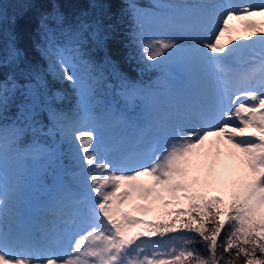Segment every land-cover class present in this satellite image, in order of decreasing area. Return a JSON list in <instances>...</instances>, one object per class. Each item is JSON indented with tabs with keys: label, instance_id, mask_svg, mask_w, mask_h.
Returning a JSON list of instances; mask_svg holds the SVG:
<instances>
[{
	"label": "snow or ice",
	"instance_id": "snow-or-ice-1",
	"mask_svg": "<svg viewBox=\"0 0 264 264\" xmlns=\"http://www.w3.org/2000/svg\"><path fill=\"white\" fill-rule=\"evenodd\" d=\"M180 16L181 23H175L173 15L165 17L169 33L175 35L145 38L143 31L138 35L149 66L179 62L202 77L215 75L223 87L194 100L177 101L171 89L117 78L124 111L110 110L108 116L133 126L143 121L154 141L146 165L124 157L107 159L101 149L103 125L83 127L94 119L92 100L104 78L103 71L92 74V65L88 80L78 72L84 33L92 25L82 24L61 46L57 33L68 36L63 16L42 17L43 53L56 56L61 78L77 91L78 115L70 119L55 107L53 101L63 97H50L43 75L32 70L23 86L27 90L21 91L24 102L9 124L10 97L22 86L13 77L0 82V264H264V26L252 20L264 17V0L259 5L199 0L184 6ZM234 20L245 22L250 35L243 39L251 43H233L231 37L222 43ZM90 36L101 45L99 27ZM14 40L10 35L8 55L0 63L19 67L24 53ZM245 57H259L258 65L237 79L231 63ZM234 88L240 91L233 92ZM236 101L241 102L230 107L229 102ZM232 120L238 123L225 122ZM53 136L59 139L54 141ZM61 141L70 147L77 142L81 165L79 173L65 172L72 179L64 182ZM221 143L231 146L230 155L238 161L230 176L225 175L226 167L217 171ZM156 144H163L159 154ZM9 162L35 168L38 183L51 185L44 206L50 220L63 217L69 229L80 230L67 256L37 246L19 230L15 192L9 190ZM117 169L130 170L118 174ZM214 184L224 198H209L207 191ZM161 208L172 209L166 211L174 217L170 222L150 223L131 214ZM177 232L195 235L168 236ZM201 243L207 255L195 247Z\"/></svg>",
	"mask_w": 264,
	"mask_h": 264
},
{
	"label": "trees",
	"instance_id": "trees-1",
	"mask_svg": "<svg viewBox=\"0 0 264 264\" xmlns=\"http://www.w3.org/2000/svg\"><path fill=\"white\" fill-rule=\"evenodd\" d=\"M151 5L150 0H0V60L8 55L10 35L15 37L13 41L15 46L24 53V62L19 67L11 63H0V82L13 77L22 86L21 90H17L15 95L10 97L7 122L9 124L12 122L19 105L24 102L21 91L27 90L23 86L28 83L27 74L32 70L43 75L50 97L62 93L63 99L53 101L55 107L65 112L70 119H75L78 115L77 91L70 82L61 78L62 72L56 63V56L53 53L47 55L43 53L40 26L42 17L46 15L59 13L63 16L62 27L67 30L68 36L57 33L58 43L61 46L67 44L69 37L74 36L82 24L92 25L84 33L83 38L86 43L81 46L79 58L82 63L78 65V72L88 80V65H92L93 75L103 71L104 78L97 84L94 97H98L104 110L117 113L124 111V105L117 94V78L127 79L138 86H158L162 91L165 90L167 81L164 78L169 77V74L164 68L149 66L151 62L146 60L138 39L142 20L139 19V11ZM97 27H99L100 46L90 36ZM139 122L143 121L138 120L137 123ZM58 139L59 137L53 136L54 141ZM60 146L62 148L60 164L63 166L61 176L64 182L72 179V175L65 177V172L75 174L79 169L77 142H73L70 147L68 143L61 141ZM23 164L25 166L23 175L32 172L37 174L35 168ZM43 188L50 191L51 185L45 183ZM211 197H215L214 194L209 195V198ZM221 197L224 198V195ZM184 206H187V202H184ZM171 210L161 208L152 212L153 223L170 222L174 217L166 215V211ZM173 235L195 234L180 232L168 234V236ZM195 247L202 254L207 255L202 243Z\"/></svg>",
	"mask_w": 264,
	"mask_h": 264
},
{
	"label": "rangeland",
	"instance_id": "rangeland-1",
	"mask_svg": "<svg viewBox=\"0 0 264 264\" xmlns=\"http://www.w3.org/2000/svg\"><path fill=\"white\" fill-rule=\"evenodd\" d=\"M155 9H162V12H157L152 9H144L139 14L140 21V33L143 31L145 38L163 36L165 34L175 35V33H169L168 25L165 17L167 15H173L175 23H181L182 18L180 13L183 11L184 6L198 3L199 0H150ZM230 0H218L219 3L228 4ZM261 0H232L235 4H252L259 5ZM258 25L264 26V17H253ZM245 22L233 21L230 25L232 31L226 34L222 43H227L231 37L233 43H251V41H245L243 38L250 35L248 31L243 27ZM139 33V34H140ZM240 37L236 40V37ZM186 46H190L186 42ZM232 45H229L231 47ZM260 49L257 48V52ZM259 57H245L235 60L231 63V67L237 79H240L250 74L258 65ZM239 65V63H241ZM169 74V77H165L166 89H171L175 95L177 101L194 100L200 95L212 94L223 87L218 81L217 84H212V81L216 79L215 75H209L208 77H202L194 71H189L186 67L182 66L179 62H172L165 66H162ZM164 72V71H163ZM218 75V74H216ZM82 77V75H80ZM85 79L84 77H82ZM87 80V79H85ZM240 89L234 88L233 92L238 93ZM56 96H62V93H57ZM242 101L250 103L247 97H242ZM241 101H236L235 104L229 102L230 107L234 108ZM94 119L91 121H85L83 127L90 129L96 123L103 125V141L101 149L104 156L109 160H119L122 157L127 158L133 163L139 162L142 164H148L151 162V148L153 147V134L144 127L143 122L136 123L135 126L127 123H118L115 120L109 118L108 113L110 110H104L103 105L99 102L98 97H94L92 100ZM229 124H237L238 121H225ZM158 149L163 150V144H156ZM231 146L226 143L219 145V151L221 153L217 162V171L221 172L223 168H227L225 175L230 176L233 170L237 167L238 161L230 155ZM216 149H213L215 152ZM80 171V163L78 165ZM25 166L23 163L13 165L9 162L8 174H9V190L15 192V222L19 226V230L24 232L30 240H32L37 246H47L53 248L57 254L67 256L71 253L72 247L77 239H79L80 230L76 228L69 229L68 225L63 221L65 218L50 220L44 207H36L34 202L38 200H46L48 192L43 188V185L37 181V174L25 173ZM127 171L130 169H117L118 174L120 171ZM112 171V169H109ZM82 179V177H81ZM16 181V183H14ZM218 186L213 185V188L207 191V195L221 196L224 195L222 191L216 190ZM94 197V194H93ZM95 198V197H94ZM98 199V198H97ZM125 211L130 209L125 208ZM156 212V211H155ZM136 219H140L146 222L153 223L152 212L143 214L140 212L131 213ZM144 226H140L142 229ZM139 228V229H140ZM40 235V236H39Z\"/></svg>",
	"mask_w": 264,
	"mask_h": 264
},
{
	"label": "bare ground",
	"instance_id": "bare-ground-1",
	"mask_svg": "<svg viewBox=\"0 0 264 264\" xmlns=\"http://www.w3.org/2000/svg\"><path fill=\"white\" fill-rule=\"evenodd\" d=\"M228 4H231L232 3V0H230V1H228L227 2ZM242 64V62L241 63H239V65H241ZM233 71H235V70H233ZM236 74V73H235ZM217 82H218V80L217 79H214L213 81H212V84H217ZM227 145V144H226Z\"/></svg>",
	"mask_w": 264,
	"mask_h": 264
}]
</instances>
